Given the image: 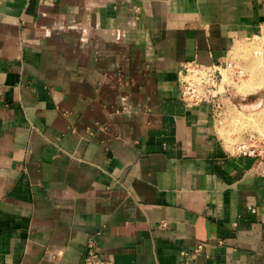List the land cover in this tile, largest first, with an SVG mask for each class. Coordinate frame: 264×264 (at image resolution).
Segmentation results:
<instances>
[{
    "label": "crops",
    "instance_id": "crops-1",
    "mask_svg": "<svg viewBox=\"0 0 264 264\" xmlns=\"http://www.w3.org/2000/svg\"><path fill=\"white\" fill-rule=\"evenodd\" d=\"M263 27L264 0H0V264H84L91 239L109 264H264V151L178 92Z\"/></svg>",
    "mask_w": 264,
    "mask_h": 264
},
{
    "label": "rangeland",
    "instance_id": "rangeland-1",
    "mask_svg": "<svg viewBox=\"0 0 264 264\" xmlns=\"http://www.w3.org/2000/svg\"><path fill=\"white\" fill-rule=\"evenodd\" d=\"M252 61L260 67L264 64V27L233 46L219 70L222 84L216 83L212 93L216 99L214 127L224 147L234 154L255 156L264 151V131L256 121L264 108V82L255 92L240 87L251 76L248 67Z\"/></svg>",
    "mask_w": 264,
    "mask_h": 264
},
{
    "label": "built area",
    "instance_id": "built-area-1",
    "mask_svg": "<svg viewBox=\"0 0 264 264\" xmlns=\"http://www.w3.org/2000/svg\"><path fill=\"white\" fill-rule=\"evenodd\" d=\"M222 63L205 66L196 61H190L184 65L179 72L178 92L179 97L187 106L208 103L212 109L214 108L216 99L212 91L216 83L222 84V78L220 77L222 71H219ZM203 249L204 244L200 243L191 251H185L183 254L188 258L194 257V255L201 253ZM84 264H109L107 260L101 258L99 246L95 240L91 239L87 242Z\"/></svg>",
    "mask_w": 264,
    "mask_h": 264
},
{
    "label": "bare ground",
    "instance_id": "bare-ground-1",
    "mask_svg": "<svg viewBox=\"0 0 264 264\" xmlns=\"http://www.w3.org/2000/svg\"><path fill=\"white\" fill-rule=\"evenodd\" d=\"M233 48V47H232ZM259 62V60L257 61V63ZM251 64L249 65V67H248V69H249V72L251 73V76H250V78L247 80V81H245V82H243L242 84H241V91L242 90H245V92L247 91V92H255L260 86H262V82H264L263 80H264V64L263 63H261V67L259 66V64H257L255 61H252V62H250ZM260 63V62H259ZM263 64V65H262ZM220 77H221V74H220ZM261 79H262V81H261ZM239 87V86H238ZM238 87H237V89H238ZM240 89V88H239ZM238 89V90H239ZM243 95V94H242ZM263 109V111L262 112H260V113H258L259 114V116H258V118L256 119V121L259 123V126L260 127H262V128H260L261 130H263L264 131V108H262ZM261 109V110H262ZM252 113V112H251ZM256 114V113H255ZM255 117V116H254ZM261 121V122H259V121ZM257 123V124H258ZM262 133H264V132H262Z\"/></svg>",
    "mask_w": 264,
    "mask_h": 264
}]
</instances>
